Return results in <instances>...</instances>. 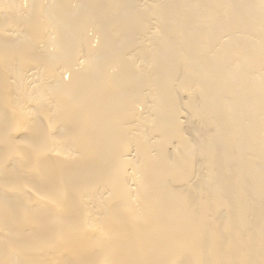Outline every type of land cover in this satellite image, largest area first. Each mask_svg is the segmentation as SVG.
Listing matches in <instances>:
<instances>
[{
	"label": "bare ground",
	"instance_id": "1",
	"mask_svg": "<svg viewBox=\"0 0 264 264\" xmlns=\"http://www.w3.org/2000/svg\"><path fill=\"white\" fill-rule=\"evenodd\" d=\"M139 1L0 0V264H264V0Z\"/></svg>",
	"mask_w": 264,
	"mask_h": 264
},
{
	"label": "rangeland",
	"instance_id": "2",
	"mask_svg": "<svg viewBox=\"0 0 264 264\" xmlns=\"http://www.w3.org/2000/svg\"><path fill=\"white\" fill-rule=\"evenodd\" d=\"M140 1H141V0H140ZM140 1H139V2H140ZM144 1H145V0H142L141 4L138 5L139 8L144 7V6H142V5L147 6V4H150V2H151V0H150V1L147 0L146 2H144ZM232 1H233V0H232ZM235 1H236V0H235ZM237 1H238V0H237ZM147 2H149V3H147ZM143 3H144V4H143ZM140 5H141V6H140ZM243 16H244V15H243ZM246 16H247V15H246ZM240 18H241V17H240ZM249 28H250V27H248V26H247V28L245 27V29H246V30H245L246 34H248V33L251 34L252 31H253V33H254V30H251V31H250ZM153 29H154V28H152L151 31H154ZM247 30L249 31L248 33H247ZM151 31H150V35L152 36V34H153V37H154L155 34H154V32H151ZM253 33H252V34H253ZM249 34H248V35H249ZM224 39H225V41H223V38L220 40V42L223 41L224 44H223V43H220V42H216L215 44H213L212 46H214V47L211 46L213 49L210 48V49H211V52H212V51L214 52L216 49H217V51H215V52H218V49L221 50V48L223 47V45H225L226 41H228V39H227L226 37H225ZM226 39H227V40H226ZM242 41H246V39H242V40L240 41V43H238V44H236V43L232 44L233 46L230 45L231 48L228 46L229 49L226 48V51H225L226 54L224 53V55H226V56H225L224 58H226L227 56H230L229 53L232 54V53H234V52H236V51H242V52H244V49L241 50L242 47H244V45H243L244 42H242ZM97 42H98V41H96V43H97ZM219 43H220V46H219ZM222 44H223V45H222ZM228 44H229V42H228ZM228 44L226 43V46H227ZM240 44H241V45H240ZM215 45H216V46H215ZM217 45H218V46H217ZM237 45H240V46H241V49L238 48V47H240V46L236 47ZM219 47H220V48H219ZM233 47H234V48H233ZM232 48H233V51H234V52L232 51ZM227 49H228V50H227ZM230 49H231V50H230ZM227 51H228V52H227ZM229 51H232V53L229 52ZM227 53H228V54H227ZM244 53H246V54L248 53L247 55L251 54V52H249V51H247V52L245 51ZM213 54H214V53H213ZM227 58H228V57H227ZM259 66H260V67H259ZM258 67H259V68H258ZM258 67L255 68V69H256V70L259 69L258 71H264V69H263L264 66H263V65H258ZM239 105H240V104H237V106L235 105V109H236L237 107H239ZM231 110H234V106H233V108H231ZM248 118H250V117H248ZM252 118H253V116H251L250 119H252ZM249 162H250V163H249ZM249 162L247 163V167H250L251 165H249V164H252V163H251L252 161H249Z\"/></svg>",
	"mask_w": 264,
	"mask_h": 264
}]
</instances>
